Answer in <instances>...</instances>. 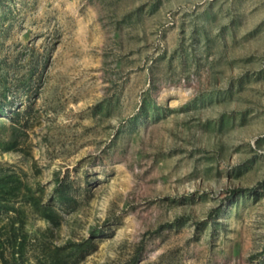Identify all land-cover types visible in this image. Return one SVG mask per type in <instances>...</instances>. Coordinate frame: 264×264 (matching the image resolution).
Instances as JSON below:
<instances>
[{
	"label": "rangeland",
	"instance_id": "obj_1",
	"mask_svg": "<svg viewBox=\"0 0 264 264\" xmlns=\"http://www.w3.org/2000/svg\"><path fill=\"white\" fill-rule=\"evenodd\" d=\"M0 90V162L77 189L52 239L102 230L80 264H264V0H0Z\"/></svg>",
	"mask_w": 264,
	"mask_h": 264
},
{
	"label": "trees",
	"instance_id": "obj_2",
	"mask_svg": "<svg viewBox=\"0 0 264 264\" xmlns=\"http://www.w3.org/2000/svg\"><path fill=\"white\" fill-rule=\"evenodd\" d=\"M28 111L27 108L20 110L10 106L6 92L0 90V133L10 132L9 139L0 141L3 150L21 149L28 126L27 118L22 117ZM254 189H231L230 195ZM78 204L77 189L69 177L57 175L53 197L46 201L41 186H33L22 172L0 162V214L5 216L0 226V264H80L89 252L96 249L94 237L102 230L93 228L91 237L70 238L64 244L52 239L54 229L62 224V211H75ZM33 215L45 220L49 226L32 233L28 222ZM261 256L264 262V249ZM141 257L142 248L139 247L128 264H138Z\"/></svg>",
	"mask_w": 264,
	"mask_h": 264
}]
</instances>
